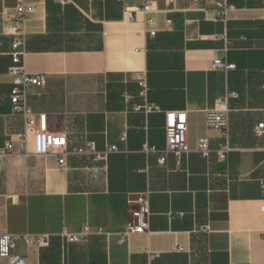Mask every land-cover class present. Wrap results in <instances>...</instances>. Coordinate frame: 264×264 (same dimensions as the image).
Masks as SVG:
<instances>
[{"label": "crops", "instance_id": "crops-1", "mask_svg": "<svg viewBox=\"0 0 264 264\" xmlns=\"http://www.w3.org/2000/svg\"><path fill=\"white\" fill-rule=\"evenodd\" d=\"M26 1L35 11L24 66L46 75L27 100L35 124L45 114L69 149L91 142L96 152L64 165L53 155L0 158V230L50 237L42 248L18 240L14 253L28 264H264V135L255 133L264 122V0H227L235 9L226 18L215 0H160L155 36L144 16L124 18L143 0ZM16 4L0 0V147L26 128L10 101ZM216 55L236 68H213ZM225 97L231 150L220 161L226 139L206 117ZM146 101L163 112L135 109ZM170 110L187 112L190 151L160 163L146 147H166ZM205 137L209 157L197 150ZM141 207L148 228L125 234ZM85 226L91 234L80 242L63 235ZM148 250L160 256L150 260Z\"/></svg>", "mask_w": 264, "mask_h": 264}, {"label": "built area", "instance_id": "built-area-1", "mask_svg": "<svg viewBox=\"0 0 264 264\" xmlns=\"http://www.w3.org/2000/svg\"><path fill=\"white\" fill-rule=\"evenodd\" d=\"M123 1V0H119ZM160 0H143L141 4L132 7H125L123 10L124 18L129 21H136L140 16L145 17V24L147 32L151 36L157 33L155 14L160 11L158 3ZM167 4H174L175 0H164ZM195 3L202 4L208 0H192ZM62 5L72 3L73 0H59ZM218 10V16L226 18L228 14L235 9L233 4L227 0H215ZM35 7L29 4L26 0H17L13 14L12 34L14 35L12 61L13 64L9 69V73L13 77V87L10 93V101L12 104V112L14 114L23 115L25 119V130L16 133L9 137L5 144L0 147V158L7 157L14 151L20 154L30 155H53L57 158L58 163L64 165L66 159L70 154H94L96 148L94 143H88L86 148L69 149L68 140L64 133L53 132L49 129L47 117L45 114L39 116L38 123L32 117L27 100L34 87L43 86L46 82L45 74L29 73L24 66V53L26 40L28 35L27 23L30 16L34 13ZM170 24L171 21L168 20ZM218 39H225V36H220ZM227 50V44L224 51ZM213 68H223L225 70H232L236 68L235 64L229 63L216 55L212 62ZM139 85L145 94L147 90V81L144 75L139 77ZM138 111L144 113L163 112L162 108L154 103L145 102L142 105L135 107ZM229 106L228 98H219L214 107L207 112V125L209 128H218L221 130L222 135L225 137V143L221 144L217 149L218 159L225 161L228 152L231 150L228 139L229 128ZM188 131V115L185 110H170L165 111V134H166V147L158 151L155 148L146 147L147 151L160 152L159 162L164 163L166 155L173 153L178 162L182 156L190 151L187 141ZM255 133L259 136L264 135V122L259 123L255 128ZM197 150L204 156L209 157L212 149L208 137L201 138L197 141ZM97 157L103 158V155L97 154ZM264 191V184H263ZM264 211V205L262 206ZM146 209L144 207L134 209L132 212V220L126 227L125 234L143 232L148 227L145 221ZM203 232H209L208 225L200 227ZM97 234H103L102 228L96 230ZM91 234V229L85 226L81 233H64V237L70 243L80 242L85 237ZM48 234L39 235H24L18 236L10 233L7 230H0V264H28V257L24 254H16L14 250L17 247L18 240H23L27 248L37 247L42 248L49 244ZM178 251L182 248L178 247ZM150 260L160 256V253L146 251Z\"/></svg>", "mask_w": 264, "mask_h": 264}]
</instances>
